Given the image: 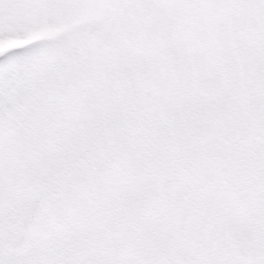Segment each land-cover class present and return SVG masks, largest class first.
<instances>
[{
  "label": "snow or ice",
  "instance_id": "1",
  "mask_svg": "<svg viewBox=\"0 0 264 264\" xmlns=\"http://www.w3.org/2000/svg\"><path fill=\"white\" fill-rule=\"evenodd\" d=\"M0 264H264V0H0Z\"/></svg>",
  "mask_w": 264,
  "mask_h": 264
}]
</instances>
